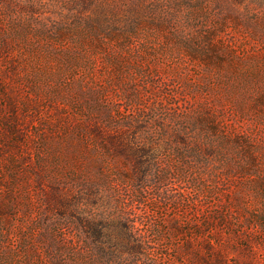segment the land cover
<instances>
[{
  "label": "rangeland",
  "instance_id": "374dc122",
  "mask_svg": "<svg viewBox=\"0 0 264 264\" xmlns=\"http://www.w3.org/2000/svg\"><path fill=\"white\" fill-rule=\"evenodd\" d=\"M0 264H264V0H0Z\"/></svg>",
  "mask_w": 264,
  "mask_h": 264
},
{
  "label": "trees",
  "instance_id": "16d2710c",
  "mask_svg": "<svg viewBox=\"0 0 264 264\" xmlns=\"http://www.w3.org/2000/svg\"><path fill=\"white\" fill-rule=\"evenodd\" d=\"M142 181V180H141Z\"/></svg>",
  "mask_w": 264,
  "mask_h": 264
}]
</instances>
